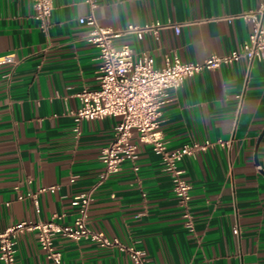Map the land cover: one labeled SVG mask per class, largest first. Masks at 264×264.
<instances>
[{"label": "crops", "instance_id": "0c3cea01", "mask_svg": "<svg viewBox=\"0 0 264 264\" xmlns=\"http://www.w3.org/2000/svg\"><path fill=\"white\" fill-rule=\"evenodd\" d=\"M261 6L264 0H99L95 16L116 29L181 24L179 32L161 29L159 38L115 40L162 67L174 55L202 62L240 49L252 30L242 15ZM89 13L84 0H53L42 26L33 0H0V56L14 53L17 60L0 64V232L55 214L61 224H72L79 210L73 198L100 181L101 150L120 118L85 120L77 135L69 113L80 106L84 88L99 87V49L87 39L90 27L79 22ZM167 99L158 131L170 149L228 142L181 161L192 184L193 229L161 157L136 131L138 158L96 187L89 227L143 249L156 264H264V59L205 68ZM51 186L56 190L40 191ZM30 192L38 194L37 203ZM54 245L66 264H134L126 251L90 239L56 235ZM16 249L15 264H53L36 230L21 233Z\"/></svg>", "mask_w": 264, "mask_h": 264}, {"label": "built area", "instance_id": "2783aa9c", "mask_svg": "<svg viewBox=\"0 0 264 264\" xmlns=\"http://www.w3.org/2000/svg\"><path fill=\"white\" fill-rule=\"evenodd\" d=\"M90 8L86 17L79 22L90 27L87 35L89 42L94 44L100 53L98 70L99 87L84 88L79 94L80 106L70 110L74 121V131L81 133V124L85 120H100L108 116L119 117L114 128L112 141L101 150L104 170L100 181L90 190L76 195L73 204L79 206L78 216L72 224H61L57 221L60 215L55 214L50 220H23L7 227L0 232V261L2 264H15L17 237L26 231H38L41 249L53 264H66L62 252L54 245V237L62 235L75 240L90 239L105 247H118L126 251L134 264H156L150 261L147 253L133 244L122 243L118 238H110L103 231L94 230L88 225L89 208L93 201L96 187L110 175L121 170L125 161L135 162L138 158V144L132 140L134 132H138L140 141L150 143L153 150L161 157L164 169L170 174L173 191L183 208L186 226L194 227L193 215L189 202L192 184L185 178L181 161L186 156L196 155L200 151L218 143L225 146L228 142L206 140L204 142H185L175 149H170L159 135L162 108L167 102L170 90L178 89L183 82L203 69L218 68L223 64H231L247 57L250 61L264 59V7L244 13L247 21L252 23L248 40L240 49L225 55H212L202 62H185L177 55L167 57L162 67L155 65V59L148 53L136 55L128 44H116L118 37L127 34L142 39L151 33L159 38L160 30L174 27L180 31L181 24L175 23H130L123 28L101 25L95 10L99 0H84ZM35 17L46 26L53 10V0H33ZM14 53L0 56V64H16ZM138 169V167H135ZM57 186L42 187L40 191L56 190ZM37 203V193H28ZM25 195L19 194L23 199Z\"/></svg>", "mask_w": 264, "mask_h": 264}, {"label": "water", "instance_id": "95a60500", "mask_svg": "<svg viewBox=\"0 0 264 264\" xmlns=\"http://www.w3.org/2000/svg\"><path fill=\"white\" fill-rule=\"evenodd\" d=\"M263 136H264V130L262 131V133H261V135L259 137V142H260V140L262 139ZM259 142H258V144H259Z\"/></svg>", "mask_w": 264, "mask_h": 264}]
</instances>
